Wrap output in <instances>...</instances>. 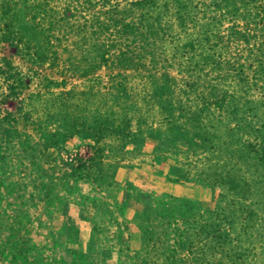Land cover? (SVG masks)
<instances>
[{"label": "trees", "instance_id": "obj_1", "mask_svg": "<svg viewBox=\"0 0 264 264\" xmlns=\"http://www.w3.org/2000/svg\"><path fill=\"white\" fill-rule=\"evenodd\" d=\"M114 176L119 264H264V0H0V264Z\"/></svg>", "mask_w": 264, "mask_h": 264}, {"label": "rangeland", "instance_id": "obj_2", "mask_svg": "<svg viewBox=\"0 0 264 264\" xmlns=\"http://www.w3.org/2000/svg\"><path fill=\"white\" fill-rule=\"evenodd\" d=\"M65 147V152L72 155L80 146L78 141H72ZM65 152L61 153L63 157ZM53 155L54 152L51 153ZM120 182L115 176L110 186L105 181L99 187L90 182H77L75 194L70 197L73 202L68 203L64 213L47 210L41 236L49 248L41 255L45 259L42 264H119L126 247L124 233L121 232L120 200L125 196L133 197L137 201L133 210L137 212L139 202L149 201L141 190L152 189L137 180L132 184ZM81 195L96 200L81 205L76 202ZM135 221L136 218L134 225ZM130 229L133 233L130 249H137L141 238L135 226Z\"/></svg>", "mask_w": 264, "mask_h": 264}]
</instances>
